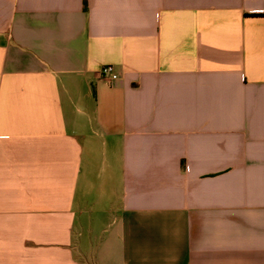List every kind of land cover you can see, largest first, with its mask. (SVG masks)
<instances>
[{"label":"crops","instance_id":"0c3cea01","mask_svg":"<svg viewBox=\"0 0 264 264\" xmlns=\"http://www.w3.org/2000/svg\"><path fill=\"white\" fill-rule=\"evenodd\" d=\"M0 264H264V0H0Z\"/></svg>","mask_w":264,"mask_h":264},{"label":"built area","instance_id":"2783aa9c","mask_svg":"<svg viewBox=\"0 0 264 264\" xmlns=\"http://www.w3.org/2000/svg\"><path fill=\"white\" fill-rule=\"evenodd\" d=\"M100 74L109 83H113L119 78L114 66H104L101 69Z\"/></svg>","mask_w":264,"mask_h":264}]
</instances>
